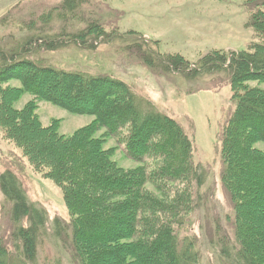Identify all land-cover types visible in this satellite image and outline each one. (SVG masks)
<instances>
[{"label":"trees","instance_id":"obj_1","mask_svg":"<svg viewBox=\"0 0 264 264\" xmlns=\"http://www.w3.org/2000/svg\"><path fill=\"white\" fill-rule=\"evenodd\" d=\"M92 4L63 0L22 22L18 35L1 29V139L20 150L31 172L60 190L72 230L64 246L70 264H199L195 242H179L177 231L205 205L207 192L199 190L208 171L193 163V145L181 126L140 108L121 82L56 71L30 59L41 52L71 46L92 50L96 41L109 42L117 29L106 32V24L92 17ZM245 6L250 13L246 27L259 43L250 44L247 52L211 51L192 66L179 55H154L135 33L126 34L135 39L129 50L149 69L192 80L223 74L228 81L235 108L221 129L219 182L234 212L229 227L236 251L231 253L225 238L218 241L225 264L231 258L232 264H264V152L255 148L264 144V89L247 85L264 84V0H248ZM58 22L63 24L57 31ZM7 24L2 18L1 28ZM12 80L20 87L5 86ZM23 95L30 99L15 108ZM40 102L93 120L62 135L59 120L42 124ZM108 140L139 165L120 167L113 160L116 147L105 148ZM13 169L0 179L12 204L14 228L12 241L0 234V264H39L43 243L61 242L66 233L62 239L47 234L46 212L28 199Z\"/></svg>","mask_w":264,"mask_h":264},{"label":"rangeland","instance_id":"obj_2","mask_svg":"<svg viewBox=\"0 0 264 264\" xmlns=\"http://www.w3.org/2000/svg\"><path fill=\"white\" fill-rule=\"evenodd\" d=\"M62 1L0 0V24L2 18L8 21L6 27L1 28L0 25V31L2 29L5 35H18L17 28L22 22ZM247 1L93 0L90 7L93 8L92 17L106 24V32L110 33L115 27L117 29V34L109 42L96 41L92 50L71 46L62 51L41 52L30 58L40 60V66L56 71L105 76L121 82L131 90L140 108H149L181 126L193 145V163L208 171L205 185L199 190L200 193L207 192L205 205L197 208L177 231L179 242L183 243L184 239L188 245L195 242L193 251L200 252L199 264L226 263L222 258L225 250L218 245L223 238L228 241L233 255L236 251L229 227L234 212L219 182L220 134L235 108L232 93L223 74L192 80L182 74L147 68L129 50L135 39L126 34L135 33L154 55H179L191 66L214 50L247 52L250 44L259 43L252 29L246 27L250 17L245 6ZM62 24L56 23L57 31ZM154 42L157 44L154 45ZM247 85L264 89V84L256 82ZM5 86L19 88L20 84L12 80ZM29 99V95H23L15 108H21ZM37 114L45 126L51 120H59V133L62 135H70L93 120L89 116L68 114L45 102L38 104ZM99 135L96 133L95 137ZM110 147H116L113 160L120 167L131 169L139 165L125 158L123 150L114 140L106 142L105 148ZM255 148L264 152L263 143H257ZM13 166L28 199L46 212L47 234L58 235L62 239L63 232L66 233L61 242L50 239L43 243V248L39 250V264H54L59 260V264H70L64 246L67 248L72 230L60 190L50 180L31 172L20 150L6 144L0 132V179L4 171ZM13 231L12 204L0 187V234L12 241Z\"/></svg>","mask_w":264,"mask_h":264}]
</instances>
